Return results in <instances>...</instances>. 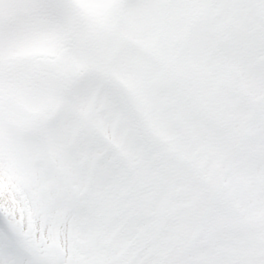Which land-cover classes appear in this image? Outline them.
Instances as JSON below:
<instances>
[{"label":"snow or ice","instance_id":"obj_1","mask_svg":"<svg viewBox=\"0 0 264 264\" xmlns=\"http://www.w3.org/2000/svg\"><path fill=\"white\" fill-rule=\"evenodd\" d=\"M0 264H264V0H0Z\"/></svg>","mask_w":264,"mask_h":264}]
</instances>
